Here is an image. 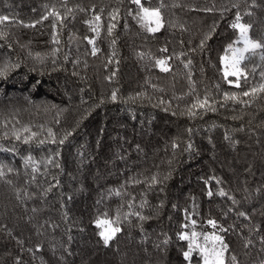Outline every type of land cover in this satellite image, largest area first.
Returning a JSON list of instances; mask_svg holds the SVG:
<instances>
[{
  "label": "trees",
  "instance_id": "trees-1",
  "mask_svg": "<svg viewBox=\"0 0 264 264\" xmlns=\"http://www.w3.org/2000/svg\"><path fill=\"white\" fill-rule=\"evenodd\" d=\"M141 2L163 4L160 31L131 0H0V264H189L179 234L193 231L223 237L225 264H264V93L242 95L264 62L236 87L221 60L237 14L264 38V0ZM105 213L122 229L107 246Z\"/></svg>",
  "mask_w": 264,
  "mask_h": 264
},
{
  "label": "snow or ice",
  "instance_id": "snow-or-ice-1",
  "mask_svg": "<svg viewBox=\"0 0 264 264\" xmlns=\"http://www.w3.org/2000/svg\"><path fill=\"white\" fill-rule=\"evenodd\" d=\"M132 3L136 4L139 8V11L135 14L134 18L137 19V22L141 25L142 28H145L146 31L150 33H156L161 30V28L164 27V21L163 16L161 13V8L163 7V4L161 3L160 7L156 8H150L145 7L141 0H131ZM210 10V9H209ZM132 14L131 12L129 13ZM50 15H59L58 13H50ZM115 18V17H113ZM44 19H47V17H44ZM8 16H0V23H4L5 21H8ZM95 20L99 21L100 16H96ZM241 17L239 14L236 15L235 21L231 24V27L233 29L238 30V38L236 41H233V43H230L227 45L225 49V55L221 57L222 62L224 63V78L227 80L229 76L235 77V81L229 80L228 82L230 84H235L236 87L240 86V80L241 78H244L245 81L247 80V73L245 72L244 65L245 61H251L254 57L259 56V59L264 62V38L261 39H252L249 36V29L250 25H246L244 23H241ZM26 27H32L34 25H25ZM114 25H111L108 29L109 33H111L112 28ZM3 36V33H0V37ZM55 40V36L53 37ZM90 44H94L93 40H89ZM243 45L242 47L234 46V45ZM203 45V42H202ZM97 49L93 47L92 54H96ZM162 51H166V49H162ZM230 54V55H229ZM156 65L160 68L161 71L167 72L169 71V67L167 66V60L166 59H157ZM189 63H191L189 61ZM7 68V65H5L3 68H0V75H4V70ZM262 80H264V71L260 73ZM218 87V85H217ZM257 93H264V82L252 87L249 91H244L242 93L243 96H255ZM139 95V94H138ZM225 100H233L236 101L238 99L236 93H232L229 95L228 93L224 94ZM112 100H116V92L114 91L112 93ZM244 102V101H240ZM205 108L210 107L208 96L206 95L204 99L197 100V103L192 105V108ZM214 110V109H212ZM189 115H195L194 112H192L191 109H189L188 112ZM24 131H29V129L25 128ZM71 133H68L67 135H70ZM37 133L32 132L31 136L25 137L23 142L25 144L29 143L32 138L36 137ZM48 135L51 137V143H57L55 134L51 131V129L48 130ZM67 135L59 140L60 144L64 143V140L67 139ZM15 139L20 140L21 137L19 135L15 136ZM40 144L45 143L44 140H41L39 142ZM55 155H59L57 152ZM25 166H32V171L35 173L39 170L38 168V162L34 161L31 156H28L24 160ZM47 164L53 163V158L49 157L46 161ZM59 167V165H56ZM9 171H12V169H9ZM4 175V172L2 168H0V177ZM153 183L156 182V177H153ZM119 195V192L116 193ZM208 195L211 196L212 192L209 191ZM220 195L223 196L225 193L223 191L220 192ZM131 207V205H129ZM143 207V204L141 205ZM133 213H129L127 215H132ZM137 217H139L140 220H145L147 217L141 215V213L136 212L134 213ZM240 215H244V213H240ZM193 224H195V221H192ZM208 223L212 225L213 228H215L216 221L209 220ZM96 227L100 229L99 236L102 238L103 243L105 246L109 244V242L114 239V237L117 235V233L121 232L120 225V217L117 215L115 219H109L107 218V214L105 213L103 217H98L95 220ZM187 225H185L186 227ZM221 231H226L225 229L221 228ZM198 233L192 232L190 235L187 232H183L179 234V239L181 240H187L188 243V249L187 251L183 252V258L191 264V257L192 253L195 250H199L200 255L203 259V264H225L224 261V253L227 251V244L224 243L223 237L216 235L213 233L211 236L205 235L204 241L205 245L202 247L199 243H197V237ZM208 241H212V246L209 248L207 246ZM165 244L168 243L167 240L164 241ZM232 259L235 261V257H232Z\"/></svg>",
  "mask_w": 264,
  "mask_h": 264
},
{
  "label": "rangeland",
  "instance_id": "rangeland-1",
  "mask_svg": "<svg viewBox=\"0 0 264 264\" xmlns=\"http://www.w3.org/2000/svg\"><path fill=\"white\" fill-rule=\"evenodd\" d=\"M235 46L242 47L243 45L241 44V45H235ZM229 55H230V54H229ZM223 64H224V63H223ZM204 245H205V241L203 242L202 247H203ZM207 246H208L209 248H211V246H212V241H208ZM201 264H203V260H202Z\"/></svg>",
  "mask_w": 264,
  "mask_h": 264
}]
</instances>
